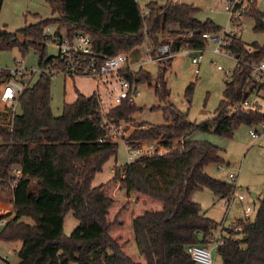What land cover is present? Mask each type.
Masks as SVG:
<instances>
[{
    "label": "trees",
    "instance_id": "trees-1",
    "mask_svg": "<svg viewBox=\"0 0 264 264\" xmlns=\"http://www.w3.org/2000/svg\"><path fill=\"white\" fill-rule=\"evenodd\" d=\"M46 1L59 17L40 21L17 34L0 30V53L14 47L27 53L32 48L39 57L38 66L46 67L58 59L47 54L48 41L82 33L91 38L92 50L101 61L129 54L145 42L151 44L154 56L164 44L175 54L187 47L205 50L208 43L203 35H218L223 30L211 20L197 19L199 10L194 6L174 0H165L163 5L148 3V15L136 0ZM2 4L0 0V9ZM254 9L253 31L264 35V14ZM51 25H58L55 37L45 33ZM232 40L229 49L238 56L249 62L264 59V45L254 43L251 46L256 52L249 55L240 38ZM174 59L159 63L155 87L156 96L166 104V123L140 124L129 137L132 147L159 141L169 153L116 166L113 178L98 187L92 186L96 175L116 157L119 148L104 122H133L137 112L134 100L126 99L103 115L97 94H79L75 103L65 104L62 114L55 116L51 77L43 74L20 97L15 119L0 123L4 142L0 146L1 185L6 186L11 166L19 165L24 173L13 194L15 215L0 229V241L21 242L18 264H197L188 247L208 245L218 225L191 200L192 194L209 190L225 199L235 186L206 172L209 165L223 162L222 150L189 138L196 130L233 136L242 125L264 124V110L258 105L234 112L229 109L248 102L259 89L248 81L251 69L242 66L227 82L224 100L214 117L199 125L191 123L169 101L166 75ZM120 74L136 87L152 86L151 75L143 69L132 72L125 68ZM193 92L194 85L185 90L188 105ZM123 191L127 197L115 201ZM69 213L79 224L66 235L64 223ZM237 225L242 230H227L228 236L218 248L223 264H264V195L256 220Z\"/></svg>",
    "mask_w": 264,
    "mask_h": 264
},
{
    "label": "rangeland",
    "instance_id": "rangeland-1",
    "mask_svg": "<svg viewBox=\"0 0 264 264\" xmlns=\"http://www.w3.org/2000/svg\"><path fill=\"white\" fill-rule=\"evenodd\" d=\"M155 2L163 5L165 0H148V3ZM183 4L194 6L199 10L196 15L197 19L202 22L207 20L213 21L222 29L232 32L237 31L242 42L247 45L254 43L260 46L264 45V35L253 31L256 25L254 11L251 17L243 19L242 26L236 28L230 22V16L225 11L227 0H174ZM142 12L146 11V4L143 1L139 4ZM259 10L264 14V0H259L254 10ZM59 14H54L50 5L46 0H3L0 9V30L17 34L24 28L36 25L43 20L57 19ZM264 22V20H263ZM62 28V23L59 24ZM58 25L49 26L46 35L54 36L58 30ZM64 32V30H63ZM167 36V35H163ZM21 41L23 38L18 36ZM39 43L38 41L36 44ZM207 48L203 53L204 61L199 66L198 73L195 69L197 64L194 59L196 55L181 52L177 55L175 63L166 75L168 87L171 90L169 101L180 111L187 110L188 120L193 124H201L214 117L221 101L224 100V94L227 88V82L231 78L229 71H233L235 62L214 54L216 48L215 43L207 42ZM151 48V44H147ZM146 44L137 47L129 58H132L134 66L131 65V71L143 69L152 77V86L148 84H140L137 87V94H134V105L137 108L132 116L133 122L124 123L113 126V135L118 138L119 148L116 157H112L107 164L104 165L101 173L97 174L94 185L100 186L105 184L113 175L112 168L114 165L124 166L127 163L126 147L121 141L123 138H129L133 131L140 124L150 126H162L166 123L163 108L166 104L156 96L155 87L159 75L160 65L158 62L147 63ZM6 49V48H4ZM153 49H151L152 53ZM47 54L49 56H57L59 47L53 41L47 42ZM23 61L28 69H37L39 66V57L35 51L30 48L27 53H21L18 47L11 50H3L0 53V69H11L16 66V62ZM222 66L224 71H219L218 67ZM38 80V75L35 82ZM101 82V99L109 110V101L107 99V91ZM194 85L193 99L191 105L186 104L184 93L188 86ZM114 87H117L115 83ZM52 90V112L55 116H60L63 112L65 104H73L77 100L79 94L86 97L92 96L98 91L97 82L90 77L70 78L63 74H58L51 78ZM261 96L264 98V92ZM251 96V101H258L264 110V99ZM111 109L109 110V112ZM9 114L3 111L0 106V123L9 124ZM257 130L261 136L253 139L249 131ZM190 140L198 142H208L222 150L221 158L223 162L220 164H211L206 168V172L214 179L233 184L235 191L225 199L216 197L211 191L203 190L192 194L191 200L198 203L202 207V211L206 217L215 221L218 225L216 233L213 237H217L223 229V237L228 236L229 229L234 225L242 222H253L256 220L260 201L264 195V127L261 125L240 126L233 136H219L214 132L204 133L196 130L192 133ZM221 166V169L218 167ZM236 174L237 181H231L229 174ZM253 195H256L255 197ZM126 192L123 191L114 197L115 201L124 200ZM7 198H2L0 202L6 203ZM250 209L249 218H245V211ZM8 208L0 207V213H6ZM15 215L12 207L9 215L13 219ZM73 217V216H72ZM31 223L30 220H27ZM214 264H223L221 258L217 254L214 245H210ZM21 248V242L10 243L0 241V264H18V252Z\"/></svg>",
    "mask_w": 264,
    "mask_h": 264
},
{
    "label": "built area",
    "instance_id": "built-area-1",
    "mask_svg": "<svg viewBox=\"0 0 264 264\" xmlns=\"http://www.w3.org/2000/svg\"><path fill=\"white\" fill-rule=\"evenodd\" d=\"M139 4L144 0H136ZM259 0H227L225 5V11L230 16V22L236 28L242 26L243 19L251 17L253 9L257 6ZM148 15L146 11L144 13ZM49 29V28H48ZM51 36V35H49ZM55 37V36H52ZM238 37L237 31L222 30L218 35L205 34L203 38L207 42H213L216 45L214 54L228 58L235 62L233 71L228 73L233 75L234 71L242 66L249 67L251 73L248 81L259 87L253 96L262 98L264 92V59L259 62L247 61L245 57H240L236 53L230 51L232 45V39ZM54 43L59 47L58 59L54 60L51 65L38 67L37 69H28L25 67L23 61L16 62V66L11 69H0V104L4 107L5 112L9 114L10 121L14 120L18 114L19 100L24 92L31 88L35 83V78L46 74L51 78L58 74H63L66 77H79L86 76L91 77L99 81H103L102 85L107 91V99L109 103V110L120 105L124 100L128 99L133 101L134 94H137V87L133 85L127 78L120 74V71L127 68L129 58L127 53L118 54L115 57L107 58L104 61L99 59V56L94 54L92 50V40L88 35L78 33L75 36L68 37L66 35L61 38H56ZM245 50L249 55L256 52V49L251 45H244ZM147 63L162 62L166 59L175 58L179 53H172L171 46L164 44L158 47L157 55H152L150 47H147ZM182 52L190 55H196L194 61L199 64L195 71L198 73L199 66L204 61L203 53L205 50L194 51L191 48H184ZM181 53V52H180ZM219 71H224L222 66L218 67ZM115 83L117 87H114ZM260 87L262 89H260ZM264 99V98H262ZM100 105L102 108V114L106 115L109 110L104 111L105 104L100 98ZM256 105L261 106L258 101L249 100L243 104L231 105L230 110L232 112L237 111L239 108L255 109ZM262 107V106H261ZM264 127V124H260ZM104 126L109 130L110 136L114 142H119L118 138L113 135V126L115 124L110 123L108 120L104 122ZM10 131H13L11 128ZM250 136L253 139H257L261 134L257 130H250ZM126 147L127 163L133 162L142 158H155L162 157L169 153V150L161 146L159 141H145L138 147H132L130 145L129 138H123ZM4 142L0 139V146H3ZM221 169V166L218 167ZM24 177L22 168L19 165L11 166L7 171V178L4 180L6 186H2L0 180V200L7 198L6 203L0 202V207H6L8 210L6 213H0V229H2L11 219L7 217L10 209L13 207V194L17 187L18 182ZM228 178L231 181H237L238 176L236 174H229ZM250 209L248 208L244 215L245 218H249ZM236 231H241L239 225H234ZM223 229H221L220 235L210 239V243L206 246H190L187 251L189 255L197 264H214L213 252L210 245H214L218 251L219 246L224 243ZM216 233V230L213 232Z\"/></svg>",
    "mask_w": 264,
    "mask_h": 264
},
{
    "label": "crops",
    "instance_id": "crops-1",
    "mask_svg": "<svg viewBox=\"0 0 264 264\" xmlns=\"http://www.w3.org/2000/svg\"><path fill=\"white\" fill-rule=\"evenodd\" d=\"M143 3H145L146 5L148 4V0H144L143 1ZM176 3H181V2H176ZM46 30H49L48 28L46 29ZM241 39V38H240ZM144 44H146V47H148L147 46V44H148V42H145V43H143L142 45H140V46H138L139 48L140 47H142ZM137 48V47H136ZM136 48H134L130 53H132ZM129 53V54H130ZM128 54V58H129V55ZM177 59V57H175V59H174V61H173V64H172V67H173V65H174V63H175V60ZM133 59L132 58H129V63H128V66H127V68H129L130 70H131V65H135L134 64V62L132 61ZM135 71H138V70H135ZM79 77H86V76H79ZM65 78H67L66 76H65ZM70 78H72V77H70ZM75 78H77V77H75ZM91 78V77H90ZM74 79V78H73ZM94 79V78H93ZM96 82H97V84H98V91L97 92H95L94 94H97L98 96H99V99L101 98V83L99 82V81H97L96 79H94ZM93 94V95H94ZM92 95V96H93ZM263 95V94H262ZM86 97V96H85ZM89 97H91V96H89ZM77 98H78V96H77ZM0 106H2L1 104H0ZM3 107V106H2ZM3 111L5 112V109H4V107H3ZM6 113V112H5ZM10 121V120H9ZM117 165H114V167L111 169L112 170V172H113V175L111 176V178L110 179H112L113 178V176H114V169H115V167H116ZM97 176V175H96ZM96 178V177H95ZM109 179V180H110ZM108 180V181H109ZM94 181H95V179H94ZM94 181H93V183H92V186L93 187H98L97 185H94ZM102 185V184H101ZM126 197H127V194H126ZM11 210V209H10ZM73 216V214L72 213H69L67 216H66V218H65V223H64V231H65V234L66 235H70L72 232H73V230L78 226V221L74 218V217H72Z\"/></svg>",
    "mask_w": 264,
    "mask_h": 264
},
{
    "label": "water",
    "instance_id": "water-1",
    "mask_svg": "<svg viewBox=\"0 0 264 264\" xmlns=\"http://www.w3.org/2000/svg\"><path fill=\"white\" fill-rule=\"evenodd\" d=\"M229 82H230V80L228 81V83H229ZM183 113H184V114H187V110H184ZM253 196L255 197L256 195H253Z\"/></svg>",
    "mask_w": 264,
    "mask_h": 264
}]
</instances>
